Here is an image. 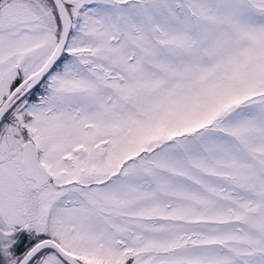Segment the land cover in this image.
I'll list each match as a JSON object with an SVG mask.
<instances>
[{"label":"snow or ice","instance_id":"snow-or-ice-1","mask_svg":"<svg viewBox=\"0 0 264 264\" xmlns=\"http://www.w3.org/2000/svg\"><path fill=\"white\" fill-rule=\"evenodd\" d=\"M0 264H264V0H0Z\"/></svg>","mask_w":264,"mask_h":264}]
</instances>
